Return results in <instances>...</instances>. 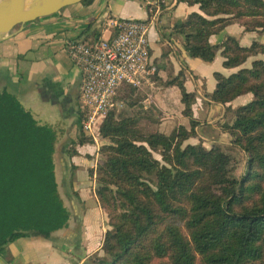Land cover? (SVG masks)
<instances>
[{
	"label": "trees",
	"instance_id": "16d2710c",
	"mask_svg": "<svg viewBox=\"0 0 264 264\" xmlns=\"http://www.w3.org/2000/svg\"><path fill=\"white\" fill-rule=\"evenodd\" d=\"M176 1L199 7L173 25L187 55L209 63L220 49L224 67H239L229 75L214 72L210 99L226 104L253 95L224 126L246 155L244 172L234 175L233 154L221 145L185 142L197 121L191 117L195 94L185 90L182 71L164 84L179 87L189 127L179 125L168 135L143 131L137 114L110 110L95 128L106 142L88 171L108 228L103 254L83 264H264V60L256 57L264 55V42L242 45L231 35L209 42L234 23L264 33V0ZM253 56L249 67L241 66ZM75 125V143L94 142L82 132L80 110ZM59 127L38 121L0 87V255L18 239H46L68 224L55 171Z\"/></svg>",
	"mask_w": 264,
	"mask_h": 264
},
{
	"label": "crops",
	"instance_id": "0c3cea01",
	"mask_svg": "<svg viewBox=\"0 0 264 264\" xmlns=\"http://www.w3.org/2000/svg\"><path fill=\"white\" fill-rule=\"evenodd\" d=\"M159 4V20L149 27L148 34L151 59L157 73L152 83L142 88L122 84L117 97L124 107L118 112L132 109L129 98L124 94L126 89H130L141 96L140 111L147 112V115L158 111L155 131L168 135L179 125L189 127V117L183 114L184 103L179 87L164 84L182 71L185 90L195 94L191 117L197 121L194 135L185 142L200 141L205 147L213 144L228 146L231 142L224 126L232 122V110L253 96L245 93L222 104L212 101L208 94L215 88L214 72L229 75L239 67H224L220 49L216 50L213 61L209 63L187 55L183 37L173 32V25L190 12H199L197 4L188 5L176 0H163ZM111 18L146 19L148 12L143 0H93L88 5L81 2L68 5L54 14L13 29L0 41V87H6L13 93L26 89L25 95L43 93L47 100L54 98L62 112L70 116L71 123L67 129L76 132L73 115L80 109L76 111L72 107V100L76 97L80 101L83 77L66 53L65 42L81 40L91 44L99 38L109 37L112 33L108 24ZM254 33L245 32L242 26L234 23L211 35L209 42L220 44L227 35H231L242 45H249ZM252 59L248 58L241 66L249 67ZM71 132L61 144L63 154L59 157L60 193L70 210L67 226L46 239L22 238L11 243L9 253L0 255L3 258L1 264H83L91 254L97 252L101 255V224L106 221V216L99 206L95 182L88 171L94 169L98 147L105 140L98 138L97 142L75 143L77 136ZM69 148L74 153L68 154L66 149ZM56 168L57 163L55 171Z\"/></svg>",
	"mask_w": 264,
	"mask_h": 264
},
{
	"label": "built area",
	"instance_id": "2783aa9c",
	"mask_svg": "<svg viewBox=\"0 0 264 264\" xmlns=\"http://www.w3.org/2000/svg\"><path fill=\"white\" fill-rule=\"evenodd\" d=\"M160 1L143 0L148 18H111L112 33L91 44L81 40L65 42V51L82 73L80 89L83 131L97 142L95 128L110 110H121L124 103L117 97L124 83L142 88L150 85L157 67L150 54L149 27L161 13Z\"/></svg>",
	"mask_w": 264,
	"mask_h": 264
},
{
	"label": "rangeland",
	"instance_id": "374dc122",
	"mask_svg": "<svg viewBox=\"0 0 264 264\" xmlns=\"http://www.w3.org/2000/svg\"><path fill=\"white\" fill-rule=\"evenodd\" d=\"M253 37L256 40L264 42V33L255 32ZM257 56H259L258 58H262L264 60L263 54L256 55V57ZM250 58H255V57L253 56ZM25 91H26V89H19V90H15V92H14L15 95L17 96V98L23 104V106L26 109H28L34 115V117L38 121H40L41 123H51V124L56 123V125L58 127L60 126L59 128H62V130L58 132V140H57L56 151H55V154H56L55 163H57L56 179L59 183V190L61 191V187H60L61 186L60 185L61 171L59 168L60 167L59 166V163H60L59 157L62 156V154H63L61 151L62 145H63L62 143L67 139L66 136L68 135V133L71 132L70 129H67L68 124L71 120V119H69L70 116L68 113L64 114V112H62L58 103L55 102V100H53L54 98L47 100L43 93H42V95H39L38 93H36L35 95H25V93H26ZM128 91H129V93H128ZM124 94L129 98L128 100L132 105V109H128V111H125V112L122 111L120 113H122L123 115H135V114H137L139 116V127L143 131H155V130H157L158 126L157 125L155 126V121H153L154 119H156L157 112L152 111L151 112L152 114L150 113L147 115V112L140 111V109L138 108L139 107V100L141 98L139 93L133 92L130 89H126L124 91ZM72 107H74V109L76 111H78L81 108V102L76 97H74L72 100ZM74 114L75 115H73V117L76 118V116H77L76 112ZM75 129H76V132H71V133L72 134L74 133V135H76L78 138L79 134H78V130H77L76 126H75ZM82 132H83V134H85V132L83 130H82ZM97 140H98V137H97ZM218 145H221L225 149V151H227L231 155L233 154L232 155L233 156V159H232L233 173L236 177L241 176L244 172L245 163H246L245 153L242 152L237 146H234L232 143L229 144L228 146H224L223 144H218ZM209 147H211V146H209ZM209 147H207V148H209ZM153 156L155 158L160 159V155L156 152H153ZM105 216H106V221H104V223L102 222V224H101V236H100L101 242H100V245H102L104 233H105L106 229L108 228V226H107V215L105 214ZM100 248H101V246H100ZM100 250H101V255H102L103 251H102V249H100ZM8 253H9V251H7L4 254V256L7 255ZM94 255H97V252L91 254L86 259V261ZM2 262H3V258L2 259L0 258V264Z\"/></svg>",
	"mask_w": 264,
	"mask_h": 264
},
{
	"label": "water",
	"instance_id": "95a60500",
	"mask_svg": "<svg viewBox=\"0 0 264 264\" xmlns=\"http://www.w3.org/2000/svg\"><path fill=\"white\" fill-rule=\"evenodd\" d=\"M82 0H0V41L15 28Z\"/></svg>",
	"mask_w": 264,
	"mask_h": 264
}]
</instances>
